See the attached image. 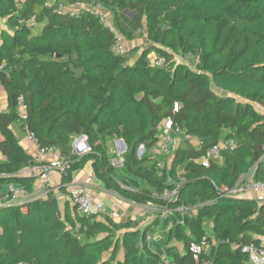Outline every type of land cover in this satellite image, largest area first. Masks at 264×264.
I'll return each mask as SVG.
<instances>
[{"label":"trees","instance_id":"trees-1","mask_svg":"<svg viewBox=\"0 0 264 264\" xmlns=\"http://www.w3.org/2000/svg\"><path fill=\"white\" fill-rule=\"evenodd\" d=\"M78 4V15L59 10ZM89 4L112 12L118 31L130 37L138 31L121 22L120 11L131 9L148 45L116 54L115 34L85 8ZM0 18L7 24L0 30V84L8 93V109L0 112V151L7 158L0 162V185L36 189V177L20 174L38 162L19 143L12 128L19 122L40 146L60 149L67 161L62 184L91 161L109 190L153 204L162 213L157 221L166 242L184 244V253L170 261L249 264L244 247L264 245V202L218 198V191L247 174L264 182V0H0ZM152 53L165 63L152 65ZM176 53L195 55V65L177 61ZM21 96L24 118L17 110ZM168 118L181 137L170 166L160 168L150 151ZM80 135L90 148L83 155L73 146ZM115 138L127 145L120 167L109 156ZM223 139H234L235 148L202 165ZM176 187L175 197H162ZM70 204L62 210L50 192L46 199L0 207V264L166 261L150 247L149 229L86 216ZM208 221L216 250L197 262L190 242L206 234Z\"/></svg>","mask_w":264,"mask_h":264},{"label":"built area","instance_id":"built-area-1","mask_svg":"<svg viewBox=\"0 0 264 264\" xmlns=\"http://www.w3.org/2000/svg\"><path fill=\"white\" fill-rule=\"evenodd\" d=\"M84 7V6H83ZM82 4L72 6H61L60 12H71L72 14L78 15L81 11ZM85 8L94 10L100 17L101 21L107 26L111 32L115 34V42L113 44V51L118 55H124L128 48L126 47V40L124 35L118 31L114 23L109 19L107 14L104 12V7L100 4L92 5L89 4ZM164 57H156L151 60L152 65L160 66L165 63ZM178 103H175V110H177ZM17 110L20 117L24 118L27 116V106L24 98L21 96L18 99ZM28 138L31 139L37 145L38 156L43 157V160L32 165L26 170L31 175L35 176L40 183L42 189H51L54 186L51 185V173L57 172L63 176L67 172V161L63 158L60 149L56 146L42 147L38 143L36 134L27 129ZM181 135V130L174 126L171 118L164 120L157 133V143L150 151V153L156 158L157 165L160 168L169 167L172 161V150L176 146L177 136ZM87 143L86 136L80 135L75 137L73 146L75 152L79 155H83L89 152V146H85ZM116 143L119 145V153L111 160L112 164L119 167L123 164V153L126 151V147L121 140H117ZM236 146L234 139H223L217 144L212 146L206 154L202 157L201 163L204 166H209L211 162L218 158L221 153L228 150H233ZM143 147V146H141ZM144 150V147H143ZM65 187L68 193L69 200L76 206L77 211L80 214L86 216L98 215L105 210L103 201L96 200L94 198L92 189L89 185L81 182L78 178L73 177L70 182L65 184H58L57 188ZM56 188V187H55ZM178 193V187L174 189H167L164 191L162 197L165 199L173 198ZM23 189L17 187L14 184H10L6 192L0 193V207L19 204L22 202L21 196ZM222 197H234L251 199L257 203L264 202V182L255 180L252 175L242 176L240 180L232 187H222L218 191V198ZM147 209H157L153 204H147ZM210 247V239L207 235H204L200 240H193L190 242V251L195 261L199 262L203 254H206ZM249 254V264H264V245L257 247L253 244L246 245L243 249ZM163 264H178L173 261H165ZM203 264H213L212 261H204Z\"/></svg>","mask_w":264,"mask_h":264},{"label":"crops","instance_id":"crops-1","mask_svg":"<svg viewBox=\"0 0 264 264\" xmlns=\"http://www.w3.org/2000/svg\"><path fill=\"white\" fill-rule=\"evenodd\" d=\"M137 46H139V45H136L134 43V44L130 45L129 48H134ZM156 57L157 56L155 55V53H152L150 55L151 60L155 59ZM7 109H8V93H7L6 89L0 84V112H4ZM12 128H13V130H14V132H15L18 140H19V143L22 145V147L27 151V153L32 155L38 163H40L43 160V157L38 156L37 145L31 139L28 138L27 129L21 127L19 122L16 124H13ZM117 140H121V138L117 139ZM192 141H194L196 144L199 143L198 139H192ZM6 159H7L6 156L3 155L2 152L0 151V162L4 161ZM214 160H220V157H218ZM29 167L21 170L20 174L24 175V176H33L29 172L26 171V170H28ZM247 175L250 176V174H247ZM247 175H245V176H247ZM74 177L78 178L79 181L90 186V188L92 189L94 198L96 200L103 201L105 210L102 213H100V216H99L100 218L110 217L116 223L133 222V225L135 226V228L140 229V230H145V229L152 230V229H154V226L161 225V222L157 221V217H156V216H158L157 214L152 217L149 215L148 211L145 210V208L148 206L147 204H136L132 201H129V200L121 197L119 194L109 190L104 185V183L96 177L95 172L93 170V164L91 161H88L85 164V166L75 174ZM62 178H63V176L59 175V173H57V172L51 173L50 183L52 186H55L56 188L51 187L50 190H51V192L55 193V195L58 197L61 209L63 210L67 203H71V204H73V203L69 200L68 193L66 190H62L61 187L59 188L60 190L57 189V185L62 184ZM9 185L10 184L0 185V193L6 192L9 188ZM39 185H40V183H39V180L37 179L36 189L33 193H29V191L25 187L19 186V188L23 189V194H22L20 200H22V202H24V201H32L35 199H46L49 195L47 192L48 189H46V191H43L44 189H42ZM40 191H41L40 194H36ZM71 204H70V206H71ZM211 229H212V226H211ZM209 230L207 228H205V232H206L205 235L211 237L209 234ZM123 232L124 231H121V232H119V234H121ZM162 233L164 236V230ZM148 242H149V245L152 248V250L159 253L162 256V258L166 261H168L172 258L171 255L173 253L172 252L173 248H175V253L176 252L184 253V244L182 242H178V241L170 242V243H172L171 250H168V247L164 246L165 251L161 252V253L159 252L158 249L155 250L152 247L153 243H152V240L150 239V233L148 236ZM164 243L169 244L166 242V239H165ZM164 243H163V245H164ZM216 246H217V241H216L215 236L213 234V237H211V239H210V247H209L207 253L213 254L216 250ZM121 251L123 253V248L120 249V252ZM119 257H120V255H119ZM120 258H123V257H120Z\"/></svg>","mask_w":264,"mask_h":264},{"label":"rangeland","instance_id":"rangeland-1","mask_svg":"<svg viewBox=\"0 0 264 264\" xmlns=\"http://www.w3.org/2000/svg\"><path fill=\"white\" fill-rule=\"evenodd\" d=\"M104 12H105V14H107V16L109 17L110 20L115 21L114 20L115 18H114V15H113L112 12H110L108 9H105V8H104ZM131 12H132L131 9H126V10H121L120 11V14H121V22L125 26H127L128 28L134 29L136 27L135 29H136V31H138L132 37L127 36V35H124V38L126 40V47L128 49H130L129 48L130 45H132V44L135 43L136 45H139V46H137L138 48H141V47H143L145 45H148V41H147L146 36L144 34V30H142L143 27L140 29L136 25L135 21H133L134 19L133 20L131 19L132 18V17H130L131 16ZM5 27H7L6 18H0V30H1V28H5ZM41 28H42V25H37V27H35V32L36 33H39L41 31ZM139 29L142 30V31H140ZM175 59L177 61H185L186 63L190 64L191 66H194L195 63H196L197 57L195 55H193V54H187L186 56H182L180 53H176L175 54ZM180 137H181L180 135L177 136L176 143L178 142V139ZM117 139H120V138H115V139L109 141V143H108V145H109V156L111 157L110 158L111 160L119 153V147H117L119 145L116 143V140ZM142 152H143L142 154L140 152L138 154L139 155L140 154L143 155V154L146 153L144 150ZM57 189L60 190L59 188H57ZM43 191H46V189H44ZM47 192L49 194L51 192V190L48 189ZM40 193H41V191L38 192V193H36V194H40ZM145 210L148 211L149 215L152 216V217L155 216L156 214L157 215H161L162 214V213H159L158 209H153V210L150 209L149 210V209L145 208ZM156 217H157V220H159L158 216H156ZM160 220H161V218H160ZM211 226H212L211 225V222L208 221L206 223V228L208 230L210 229L209 230V234H210L211 237H213V234L214 233L212 232ZM162 232H163L162 225L154 226V229L150 230V239L152 240V243H153L152 244V247L155 250L158 249L160 253L165 251L164 246L165 247H168V250H171V248H172L171 247L172 246V243H169V244H165L164 243L165 242V238H164ZM163 243H164V245H163ZM172 252L173 253H172L171 256H173V254L175 253V248L172 249ZM119 255H120V257H122V255H123L122 251L120 252Z\"/></svg>","mask_w":264,"mask_h":264},{"label":"water","instance_id":"water-1","mask_svg":"<svg viewBox=\"0 0 264 264\" xmlns=\"http://www.w3.org/2000/svg\"><path fill=\"white\" fill-rule=\"evenodd\" d=\"M121 141L124 143L125 147L127 148V145H126V143L124 142V140H123V139H121ZM84 145H85L86 147L88 146V144H87V143H85ZM142 151H143V147H141V148L139 149V152H140V153H142ZM140 155H141V154H140ZM21 236H22V235H21V234H19V237H20V238H21Z\"/></svg>","mask_w":264,"mask_h":264}]
</instances>
